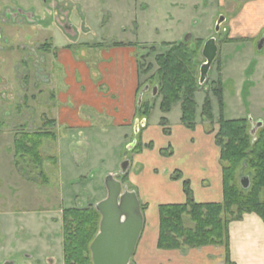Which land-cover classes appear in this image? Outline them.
Returning a JSON list of instances; mask_svg holds the SVG:
<instances>
[{
	"label": "rangeland",
	"instance_id": "374dc122",
	"mask_svg": "<svg viewBox=\"0 0 264 264\" xmlns=\"http://www.w3.org/2000/svg\"><path fill=\"white\" fill-rule=\"evenodd\" d=\"M54 3L58 8L51 7ZM243 4L232 0H224L223 4L217 0H0V30L4 33L2 37L9 38V45L0 50V264H63L62 211L95 207L104 200V177L120 175L122 164L132 158L128 147L139 140L135 134L130 140L132 132L127 131L125 139L120 130L111 127L105 128L106 134L97 127L99 130H84L83 136L74 134L67 141L44 140L42 155L55 159V164H43L46 182L27 158L17 161L13 145L16 135L43 130L59 138L71 134L56 125L48 128L42 125L44 119L51 118L49 91L51 76L56 72L51 67L54 59L39 49L44 42H50L49 36L56 34L57 46L72 41L74 45L70 48L77 57L82 51L88 53L89 49L82 44L108 42V38L133 42L141 72L148 66L153 67L149 74H140L139 85H144L156 71L155 58L167 52L166 44L182 42L187 35H192L188 40L192 44L199 39H216L217 61L195 96L199 109L209 96L218 126L219 106L211 94V84L220 75L224 119L249 121L253 115L264 121V49L258 51L264 34L252 41L251 53L240 46L225 48L219 44L226 36L225 23L218 33L215 31L220 18L228 22L229 11H239ZM16 7L32 13L35 23L18 19L10 22L4 12L13 13ZM60 9L69 14L68 20L73 26L67 36H62L63 28L59 25L67 21L63 20ZM28 52L34 59L22 62ZM35 63L42 68L41 73L49 83H41L34 76L38 71L33 67ZM151 94L149 88L143 100L152 101ZM159 103L160 98L154 102L152 122L161 117ZM172 107L173 114L176 111L178 115V104ZM203 124L208 134L214 133V119L210 124ZM245 175L248 172L242 168L239 182ZM122 177L117 178L121 181Z\"/></svg>",
	"mask_w": 264,
	"mask_h": 264
},
{
	"label": "crops",
	"instance_id": "0c3cea01",
	"mask_svg": "<svg viewBox=\"0 0 264 264\" xmlns=\"http://www.w3.org/2000/svg\"><path fill=\"white\" fill-rule=\"evenodd\" d=\"M217 2L223 4L224 0ZM229 12L231 18L225 21L224 32L234 42L222 46H240L242 50L252 53V41L264 34V0H247L239 11ZM68 19L69 14L67 27L61 25L62 36H67V32L73 28ZM52 34L49 36L50 42H44L52 44L47 54L54 59L55 63L51 67L56 71L51 76L49 96L52 109L49 119L55 121L59 130L71 133L65 138L56 135V141H67L74 134L83 136L84 130L97 127L102 129V134H106L105 128L111 127L120 130L125 139L126 131L132 132L130 140L134 139V134L139 138L133 143L135 146L141 144V150L131 151L132 158L129 160L127 181L124 184L137 194L140 204L144 205L143 229L130 264H225L226 252L223 247L174 251L157 249L158 209L161 205L185 203L184 180L189 182L195 203L222 202L220 151L214 139L218 129L215 116L212 134L207 133L206 125L201 122V108L197 103L196 126L193 131L181 125L179 104L178 115L176 111L173 114L172 107L168 114L160 112L161 117L157 121L152 122L151 113L146 119H137L135 111L140 78L136 44L108 38V42H96L95 47L82 44L89 49L88 53L82 51L77 57L70 48L74 45L72 41L67 40L57 46L56 34ZM57 37L62 38L61 35ZM116 44L122 46H114ZM142 97L144 99L145 95ZM250 116L251 129L258 122H263L262 119L260 121ZM162 117L167 120L169 135L163 133L160 125ZM149 144L152 145L151 149L146 148ZM168 148L171 149V156H162L160 151ZM175 172L181 174V180L171 178ZM228 236L231 263L264 264V223L259 217L245 214L240 221L230 223Z\"/></svg>",
	"mask_w": 264,
	"mask_h": 264
},
{
	"label": "trees",
	"instance_id": "16d2710c",
	"mask_svg": "<svg viewBox=\"0 0 264 264\" xmlns=\"http://www.w3.org/2000/svg\"><path fill=\"white\" fill-rule=\"evenodd\" d=\"M222 42L233 41L224 39ZM202 44L201 40H196L194 44L190 42L166 44L169 48L167 52L155 58L156 71L148 77L144 85L138 86V96L145 86L156 87L157 95L152 97V101L141 100L136 106L137 119L148 118L155 100L160 98L159 110L163 115L168 114L172 106L179 104L181 125L190 131L195 129V94L202 89L198 83L199 68L204 62L200 55ZM40 49L49 52L50 46L42 45ZM217 64V71L220 74V65L218 62ZM152 68L148 66L142 73L138 63L139 77L149 74ZM211 94L217 99L219 106L218 131L214 139L220 151L222 202L195 203L189 182L184 180L182 185L185 203L161 205L158 209L157 249L174 251L209 246L223 247L226 252L225 264H233L229 260V224L240 221L245 214H254L264 223V121L262 127L251 135L248 120L224 119L220 75L211 84ZM200 116L203 123L210 124L213 121L209 96L204 99ZM42 125L44 128L52 127L55 121L44 119ZM160 125L163 127V133L169 135L170 130L164 117L160 119ZM47 139L55 142L56 134L46 130L34 133L22 132L16 135L13 141L17 161L27 158L45 182L43 164L45 162L55 164V159L45 158L41 152L43 142ZM146 148L151 149L152 145L149 144ZM139 150L141 144L137 143L133 152ZM160 154L170 157L172 152L168 148L161 150ZM242 168L248 172V175L241 176V178H249L247 189L240 186L238 179ZM171 178L182 179L179 172H175ZM126 181L127 174L122 177L121 183L124 184ZM141 210L144 211V205H141ZM61 219L63 264H92L89 245L98 232L100 215L94 207L68 208L62 211Z\"/></svg>",
	"mask_w": 264,
	"mask_h": 264
},
{
	"label": "water",
	"instance_id": "95a60500",
	"mask_svg": "<svg viewBox=\"0 0 264 264\" xmlns=\"http://www.w3.org/2000/svg\"><path fill=\"white\" fill-rule=\"evenodd\" d=\"M236 2H244L246 0H234ZM220 18L215 29L219 32L220 25L223 22ZM191 39L187 35L183 42ZM263 39L258 45L261 50ZM217 45L215 39L207 40L201 50V56L204 59L203 64L199 68V86H202L208 76L209 70L217 56ZM148 86L144 88L148 91ZM143 93L140 94L137 104L142 100ZM157 88H152V97H156ZM262 127V123L258 122L251 129V135ZM137 134V131L135 132ZM135 146L132 143L128 150L131 151ZM129 168V160L121 166L120 175L124 176ZM117 174H108L104 177L103 185L106 190V198L94 207L95 211L100 215L99 227L96 236L89 245L90 258L92 264H130L134 255L137 242L143 229V213L141 204L137 194L130 191L127 186L117 180ZM240 186L243 189L249 187L248 178L240 180ZM5 264H12L6 262Z\"/></svg>",
	"mask_w": 264,
	"mask_h": 264
},
{
	"label": "flooded vegetation",
	"instance_id": "af4514ba",
	"mask_svg": "<svg viewBox=\"0 0 264 264\" xmlns=\"http://www.w3.org/2000/svg\"><path fill=\"white\" fill-rule=\"evenodd\" d=\"M232 1H234V0H232ZM247 1V0H246ZM246 1H244V2H238V3H245ZM46 2V1H45ZM54 2V1H53ZM234 2H236V1H234ZM61 4H63V6H65L66 7V5H65V3H61ZM50 5V4H49ZM51 6V5H50ZM52 8H58V5H57V3H54V6H51ZM64 7V8H65ZM10 10H6L5 12H4V16L5 17H7L8 19H9V21L10 22H15L17 19L18 20H21V21H28L29 23H31V21L32 22H34L35 23V16L32 14V13H29V12H27V11H24L23 9H21V8H18V7H16V8H14L13 9V13H10L9 12ZM60 14H61V16H63V20H64V18L65 19H67L68 18V14H67V12H65L64 10H61L60 9ZM64 15H66V16H64ZM20 17H22V18H20ZM4 23H6V22H4ZM225 23V20H223V22H222V24L221 25H223ZM63 24V26H66L67 27V21H62V22H59V25L61 26ZM221 25H220V27H221ZM220 29V28H219ZM68 32H71V31H68ZM68 32H67V34H68ZM3 32H2V30H0V50H2V49H4V47L5 46H8L9 45V41H8V37L7 36H5V37H7V38H5V37H2V36H4L3 34H2ZM190 36H192V35H190ZM224 39H228L227 38V35L223 38V39H221L220 40V42H219V44L222 46V45H224V44H226V43H223L222 41L224 40ZM262 39H263V41H264V37H262ZM261 39V40H262ZM199 40H201V41H203V44H202V47H203V45H204V43L207 41H204V40H202V39H199ZM209 40V39H208ZM184 41V40H183ZM182 41V42H183ZM215 41H216V45H217V40L215 39ZM233 41V40H232ZM234 42V41H233ZM178 43H180V42H178ZM183 43H185V42H183ZM186 43H188V41L186 42ZM229 43H231V42H229ZM174 44V43H173ZM43 45H48V46H50V49H49V51L51 50V48H52V44L51 43H47V44H45V43H43ZM262 45V44H261ZM42 46V45H41ZM41 46L39 47V49L41 48ZM3 47V48H2ZM202 47H201V50H202ZM217 49H218V45H217ZM41 50V49H40ZM261 50H262V46H261ZM260 50V51H261ZM259 51V50H258ZM45 53H47V52H45ZM218 54H219V49H218V51H217V56H218ZM200 55H201V51H200ZM217 56H216V59L214 60V62H216L217 61ZM29 58H32L31 60H33L34 58H33V55L31 54V53H29L28 52V55L27 56H24L22 59H23V61L22 62H26L27 63V61L29 62ZM201 58H202V56H201ZM203 59V58H202ZM39 61H42V60H40L39 59ZM203 61H204V59H203ZM214 62H213V64H214ZM24 64V63H23ZM212 64V65H213ZM34 69H37L38 71H36V72H34V76L36 77V78H38V80L41 82V83H47L48 82V78L47 77H44V75H42V71H41V67H39V65H37V63H35L34 64ZM25 73H26V71H24ZM23 79L24 80H26V75H24L23 76ZM215 82V81H214ZM25 83V82H24ZM24 100H25V97H24Z\"/></svg>",
	"mask_w": 264,
	"mask_h": 264
}]
</instances>
